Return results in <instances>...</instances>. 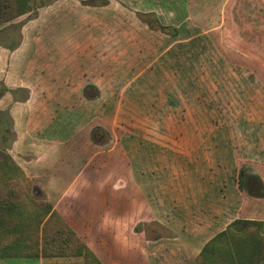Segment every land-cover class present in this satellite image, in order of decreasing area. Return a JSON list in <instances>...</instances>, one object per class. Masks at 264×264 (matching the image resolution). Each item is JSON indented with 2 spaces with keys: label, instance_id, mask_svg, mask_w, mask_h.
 <instances>
[{
  "label": "rangeland",
  "instance_id": "rangeland-1",
  "mask_svg": "<svg viewBox=\"0 0 264 264\" xmlns=\"http://www.w3.org/2000/svg\"><path fill=\"white\" fill-rule=\"evenodd\" d=\"M54 1L28 0L29 12L0 25V73L23 34L9 71L32 81L53 66V44H76L78 25L94 33L95 25L77 24L79 18L57 19L49 7ZM141 1L144 8L149 0ZM78 2L91 8L106 3ZM181 20L169 34L148 41L137 33L142 23L131 26L134 32L122 26L115 38L98 42L97 54L96 41L80 42L87 52L79 57L80 80L96 83H83L82 95L99 99L86 101L87 113L96 111L92 119L87 114L70 122L84 149L78 164H67L65 176L80 182L88 209L104 213L72 217L104 264H196L202 246L228 226L211 252L215 264H256L250 253L264 246V0H207L183 9ZM54 26L60 39L53 42L47 33ZM110 31L104 26L103 32ZM5 86L0 76V98L28 96L26 88ZM59 112L52 131L66 116ZM15 139L14 119L1 107L0 184L20 180L28 196L47 198L43 176L33 174L46 160L17 157ZM239 216L244 220L233 224ZM247 218L262 223L247 227ZM75 258L72 264H84Z\"/></svg>",
  "mask_w": 264,
  "mask_h": 264
},
{
  "label": "crops",
  "instance_id": "crops-1",
  "mask_svg": "<svg viewBox=\"0 0 264 264\" xmlns=\"http://www.w3.org/2000/svg\"><path fill=\"white\" fill-rule=\"evenodd\" d=\"M201 1L204 0H149L143 8L141 6V0H105L106 3L96 4L93 6L94 8H91L88 5L79 4L78 0H57L49 6L52 12H56L58 15L57 19L60 20L61 16L65 17L66 15L79 18L80 22L77 24L87 22L94 24V33H89V31L83 32L79 29L78 25L76 32L78 36L74 40L77 42L76 44H70L68 46L53 44V66L50 65L46 72H41L45 73V76L39 77L37 75L32 81H27L20 75L9 71L11 69V61L19 53L26 40L25 34H23V40L19 47L13 52L6 54L8 62L3 63L5 67L3 72L0 73L6 86L9 89L22 87L28 90V96L19 101L12 100L9 93H6L0 98V108H7L15 122V155L19 157L21 154H32V156L37 157V161L46 160L44 164H37L33 174L36 173L43 176L42 184L46 185L47 199L52 204L53 209L69 223L100 260L103 254L93 249L86 241L84 235L80 233V227L72 219V217L88 216L90 213L95 214V211L86 207V203L83 201L85 195L84 197L81 195V188L79 187L80 182L75 178H67L65 176V171L68 167L67 164H71L72 162L78 164L79 159L77 155L84 149L78 143V140H76L80 135L78 134L79 130L70 129V122L85 120L87 114L92 119V115L96 114V111L87 113L86 101L96 102L99 99V96L88 98L82 95L81 88H83V83H90L95 88L96 83L93 80H88V82H81L80 80V74L83 72H81L82 62L79 57L87 53L85 48H83L85 46L80 42L89 39L96 41L94 54H97V50L99 49L100 51L98 42L100 43L103 40L115 38L112 35L118 34L115 32L118 28H123L122 26L131 29L132 25H139L141 23L143 24V32H137L138 35L144 41L152 40L154 38L152 37L153 34L163 35L164 33L149 29L140 21L136 14L148 15V17L155 18L158 24L171 28V26L181 24L183 9L187 11L198 8ZM61 9L67 13L59 14V10ZM158 9H163V11L158 13ZM39 18L40 16L32 20L31 24L37 22ZM104 26H111L112 31L106 34L107 32H103ZM50 30L51 32L47 33L50 40L53 42L56 39L59 40L60 37L57 34L58 30H56V27L54 26ZM131 30L134 32V28ZM37 36L35 35L32 39L37 41ZM90 53L93 54L92 52ZM94 63L96 67V61ZM31 69L33 73L35 71L34 68ZM63 70H67L65 73L68 76L65 75L62 77L64 74ZM55 106H59V110L55 109ZM56 112L66 113V116L65 118L59 119L61 123L52 131L53 124L58 120L54 117ZM40 156L42 159H40ZM32 160H35V158ZM38 179L36 183L42 181ZM56 199L62 201V205L58 207L53 205L52 201ZM102 214H104L103 211L99 210L96 211L95 215L101 218L103 216ZM247 219L252 220L256 218ZM112 233L113 231L110 230V236L115 240ZM74 259L76 260L75 257L7 258L0 259V264H44L45 261H53L56 264H72Z\"/></svg>",
  "mask_w": 264,
  "mask_h": 264
},
{
  "label": "trees",
  "instance_id": "trees-1",
  "mask_svg": "<svg viewBox=\"0 0 264 264\" xmlns=\"http://www.w3.org/2000/svg\"><path fill=\"white\" fill-rule=\"evenodd\" d=\"M27 1L0 0V25L29 12L31 7ZM205 1L207 0L200 3L203 4ZM136 15L149 29L170 33L168 32L170 27L158 24L155 18L149 16L145 19L144 17L148 15ZM6 89L8 90L7 87ZM13 170H17L23 177L20 168L15 166ZM13 170L12 173L9 171L6 174H15ZM238 179L239 186L242 187L243 168L238 172ZM19 181L14 180L11 183L0 184V259L82 257L84 264H104L69 223L53 209L47 198L28 196L23 183ZM247 206L248 202L244 200L241 212L247 210ZM241 220L244 218L239 216L232 223H239ZM245 221H248L247 227L250 224L257 227L262 223V220ZM228 229L229 226L203 245L196 256V264H211V261L215 264V258L211 252L216 247L214 244L217 240L226 238ZM242 232H239L238 235ZM235 234L229 237L232 239ZM258 236L261 237L260 239L263 238L260 234ZM256 248L254 246L250 250ZM250 256L251 259L256 257V264H260L264 260V246L261 250L251 252Z\"/></svg>",
  "mask_w": 264,
  "mask_h": 264
}]
</instances>
